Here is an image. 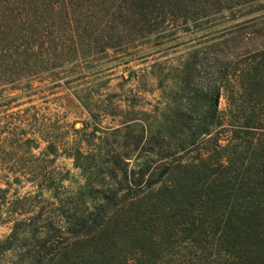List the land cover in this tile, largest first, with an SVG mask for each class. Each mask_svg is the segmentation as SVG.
I'll list each match as a JSON object with an SVG mask.
<instances>
[{"label": "trees", "instance_id": "obj_1", "mask_svg": "<svg viewBox=\"0 0 264 264\" xmlns=\"http://www.w3.org/2000/svg\"><path fill=\"white\" fill-rule=\"evenodd\" d=\"M184 38L151 110L99 94ZM54 89L94 122L70 140L3 111ZM1 225L0 264H264V0H0Z\"/></svg>", "mask_w": 264, "mask_h": 264}, {"label": "rangeland", "instance_id": "obj_2", "mask_svg": "<svg viewBox=\"0 0 264 264\" xmlns=\"http://www.w3.org/2000/svg\"><path fill=\"white\" fill-rule=\"evenodd\" d=\"M187 38H184L185 44L180 45L177 48L170 49L162 55L156 54L149 57L147 63H129L127 65L119 64L118 60H114L105 64L104 69L107 76L108 83L106 88L99 87V94L104 98L105 95H113L111 101L113 105H118L122 109L134 98L130 95V90H135L138 93V98L136 101V108L149 111L155 106L156 100L159 98V91L155 88V82L149 72L150 65L154 62L153 59L157 58L158 62H162L166 65H177L186 49L193 42H188ZM160 55V56H158ZM145 69V71H143ZM146 74V77L142 79V76ZM96 85V84H94ZM65 93L61 92L60 89H54L52 91L47 90L44 93H38L34 96H27L18 98L16 101L11 102L7 105L3 111L7 114L17 113L21 116L25 115L27 117H32L37 119L39 122H45L52 124L53 122H58L60 126V131L68 132L64 133L66 139L70 140L74 137L72 129L80 128L82 126V121L87 123L88 126L93 125V119L89 118L87 114L81 111V109L72 106L65 98ZM220 110L226 109V102L224 96L220 99L219 104ZM118 118L105 117L100 119L99 126L101 128H110L116 126V121ZM30 134V133H29ZM49 137L63 133H49ZM32 135V134H31ZM40 147L38 150L33 151L34 155H37L46 144L39 141ZM52 167V166H51ZM56 171L64 173L69 171L70 177L68 181H65L64 186L71 190L81 183L79 173L72 167L71 160L64 159L60 157L56 160L55 165ZM2 187V186H1ZM17 189L20 196L26 194L27 192H32V187L28 184H23L21 187L13 186L12 189ZM12 192V190H11ZM9 233V227L7 225L0 226V241L3 240Z\"/></svg>", "mask_w": 264, "mask_h": 264}]
</instances>
